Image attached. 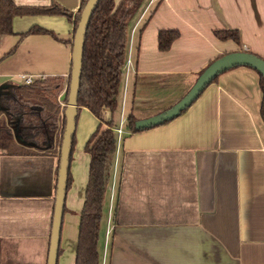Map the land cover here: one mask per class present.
I'll list each match as a JSON object with an SVG mask.
<instances>
[{"label":"crops","instance_id":"obj_1","mask_svg":"<svg viewBox=\"0 0 264 264\" xmlns=\"http://www.w3.org/2000/svg\"><path fill=\"white\" fill-rule=\"evenodd\" d=\"M12 1L37 9L55 2L72 20L15 17L14 34L0 36V89L17 84L21 75L62 78L58 101L67 107L74 20L85 0ZM33 28L53 35H25ZM161 30L181 34L167 52L158 49ZM215 30H239L242 45L220 41ZM129 32L130 74L126 80L125 66L118 110L107 116L115 127L126 81L124 117L136 109L144 119L160 113L151 107L166 110L177 103L217 58L246 51L264 59V0H147ZM179 77L188 80L185 89L166 99L168 80ZM263 112L260 75L237 67L220 75L175 120L132 134L126 127L101 225L102 264H264ZM99 124L88 109L78 111L58 264L76 261L90 172L85 148ZM59 159V149L55 156L0 149V264H48Z\"/></svg>","mask_w":264,"mask_h":264},{"label":"trees","instance_id":"obj_2","mask_svg":"<svg viewBox=\"0 0 264 264\" xmlns=\"http://www.w3.org/2000/svg\"><path fill=\"white\" fill-rule=\"evenodd\" d=\"M87 1H84L75 15L74 37ZM144 1L121 0L117 3L116 0H101L90 19L85 34L78 111L81 108L88 109L100 121V124L85 148L90 156V172L85 203L80 217L75 264H102L101 225L118 145L114 120L105 119L104 110H109L112 115L118 110V99L130 45L129 24ZM154 12L150 13L140 33L144 31ZM25 15H63L72 20L71 13L59 7L55 2L51 7L37 9L18 7L12 0H0V36L13 35L14 18ZM31 34L53 35L41 28H33L25 35ZM213 34L220 41L232 40L237 45H242L239 30H215ZM180 36L178 30L159 31V51H169ZM14 51L15 48L10 54ZM260 80L264 90V79L261 75ZM62 81V78L47 77L45 80L38 79L29 86L12 85L0 90V113L4 112L10 119L8 124L6 119L0 117V149L6 150L10 155L54 156L57 155L59 149L60 158L66 110V107L62 108L58 101L63 88ZM70 83L71 74L68 79L66 103ZM53 86L55 95L52 90ZM163 111L165 110H161L160 113ZM135 113L136 109L127 118L126 127L131 134L144 131L136 129L135 124L140 119ZM75 144L74 135L70 162ZM59 167L60 159L58 173ZM71 184L69 170L66 192ZM60 252L61 248H59L58 256Z\"/></svg>","mask_w":264,"mask_h":264},{"label":"water","instance_id":"obj_3","mask_svg":"<svg viewBox=\"0 0 264 264\" xmlns=\"http://www.w3.org/2000/svg\"><path fill=\"white\" fill-rule=\"evenodd\" d=\"M100 1L101 0L87 1L74 37L71 83L67 107L65 110V131L60 151V167L57 180L56 205L54 210L48 264H58V253L60 248L65 208L66 185L70 170V154L78 117V95L82 72L84 40L90 19ZM237 67L252 68L257 71L258 74L264 79V59L260 56L246 51L225 54L212 61L206 67V69L197 77L195 83L192 85L186 95L182 97L177 103L161 113L138 120L135 124L136 129L145 131L164 125L180 117L198 100L206 88L216 78H218L223 73Z\"/></svg>","mask_w":264,"mask_h":264},{"label":"built area","instance_id":"obj_4","mask_svg":"<svg viewBox=\"0 0 264 264\" xmlns=\"http://www.w3.org/2000/svg\"><path fill=\"white\" fill-rule=\"evenodd\" d=\"M136 32V28L133 30V33L134 34ZM131 64H132V61H131V57L129 56L127 58V62H126V71H125V77H126V80L128 79V76L130 74V68H131ZM47 77L45 76H41L39 77L38 79L40 80H45ZM34 76L32 75H21L20 77H18V79H16V83L17 85H26V86H29V85H32L36 80ZM126 94H127V81H126V84H125V88H124V94H123V102H122V118H121V121L120 123L115 127V133H116V136H117V140H118V143L121 142V140L123 139V137L125 136V129H126V125H127V118L124 117V110H125V104H126ZM110 114V111L109 110H104V116H108ZM111 233L110 231L107 232V235L109 236Z\"/></svg>","mask_w":264,"mask_h":264},{"label":"rangeland","instance_id":"obj_5","mask_svg":"<svg viewBox=\"0 0 264 264\" xmlns=\"http://www.w3.org/2000/svg\"><path fill=\"white\" fill-rule=\"evenodd\" d=\"M146 3H147V0H145L143 3H142V5L140 6V8H139V10H138V12L136 13V15L134 16V17H136V16H138V14H139V12L144 8V6L146 5ZM137 19V18H136ZM135 19V20H136ZM150 80H148L147 82H149ZM168 84V86H169V89L171 90V92H170V94L169 95H166V99L167 98H170V97H176V95H177V93H180L182 90H184L185 89V87H186V84L188 83V80L187 79H185L184 77L182 78V77H179V78H171V79H169L168 80V82H167ZM54 84H56V82L54 83ZM15 85H17V84H15ZM52 90H53V93H54V95L56 94L55 92H54V86L52 87ZM142 95H143V97L144 96H146V95H148L149 93L147 92H142L141 93ZM149 96V95H148ZM142 97V98H143ZM146 98H148V97H146ZM165 99V98H164ZM138 105V104H137ZM154 106V105H153ZM137 107H140L142 110H146L145 109V105H140V106H137ZM149 107V106H148ZM155 107V108H154ZM154 107H151L152 109H155L154 110V112H158L159 110H162V108L160 109V108H156L157 106H154ZM126 112H127V109H126V111H125V115H126ZM0 117L1 118H4V119H6V121H7V123L9 124V118L7 117V115L4 113V112H2V113H0ZM105 119H108L106 116H105Z\"/></svg>","mask_w":264,"mask_h":264}]
</instances>
